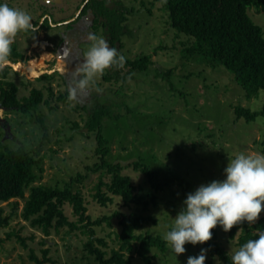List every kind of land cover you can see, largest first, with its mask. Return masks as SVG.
I'll return each mask as SVG.
<instances>
[{
    "label": "rangeland",
    "instance_id": "374dc122",
    "mask_svg": "<svg viewBox=\"0 0 264 264\" xmlns=\"http://www.w3.org/2000/svg\"><path fill=\"white\" fill-rule=\"evenodd\" d=\"M5 1L15 8L26 10L32 21L48 12L59 23L46 31L19 33L12 47L23 54V62L12 64L14 58L10 57L11 63L3 68L9 71L7 78L0 79L16 84L20 100L29 97L33 89L44 94L37 109L28 114L7 112L0 107V150L5 147L41 148L44 172L35 185L64 188L81 174L87 176L85 181L74 182L73 187L83 191L89 204L88 213L93 219L125 211L120 200L102 207L93 199L101 174L88 171L98 162L99 155L96 153V134L86 136L89 134L86 121L88 108L98 102L108 105L112 112L103 132L110 141V161L129 165L141 160L151 172L158 174V181L172 182L171 186L155 191L147 176L134 167L123 171L134 179L141 193H154L158 198L156 205L152 203L149 210L143 212L153 219L139 233L150 230L154 235L164 236L184 207L187 194L193 193L202 184L225 179L227 161L235 154H263L264 118L259 117L254 122L237 120L234 107L241 105L253 111L262 110L264 93L248 99L233 75L223 67L212 69L194 58L184 59L182 42H186L187 38H177L163 0H109L110 7L130 10L126 14V24L131 34L117 43L118 53L126 60L151 55L154 64L146 72L134 73V77L127 82L107 83L103 78L99 79L96 87L103 91H93L88 100L81 103L59 100L67 91L68 73L73 71L63 59L56 57L55 52L65 45L66 40L68 44L70 42L72 35L67 38L63 37V33L72 32L74 37L77 36L79 41L75 48L79 50L80 46L83 53L89 45L85 39L87 32L107 40L108 36L101 34V27L88 26L87 22L91 23L89 20L84 19L74 27L67 22L84 0ZM249 13L264 32V13L257 16L254 8L249 9ZM82 22H86L84 26ZM74 30L75 33L78 30L83 32L75 34ZM170 70L173 74L164 78L163 74ZM44 75L52 77L41 80ZM104 181L109 182L110 177L105 176ZM16 202L19 203L18 216L8 227H0V264H36L31 255L42 260L43 251L47 249L50 251L48 257L54 264H98L95 256L85 248L88 236L81 234L80 230L70 232V228L65 227L59 232L51 230L50 235L45 236L40 229L24 221L20 217L24 200L0 203L5 216L13 212ZM66 209L73 219L72 208ZM263 216L264 212L260 217ZM215 229L218 232L216 242L231 257L232 252L238 249L239 235L231 241L221 227ZM95 231L96 237L107 240L108 248L104 250L109 258L112 249H119L116 241V233L120 232L118 220H113L112 226L105 223L95 227ZM21 239L25 240V244ZM44 241L46 243L43 244ZM185 248L186 252L178 257L169 247L165 252L155 251V263L187 264L188 257L198 256L205 246L186 244ZM206 257V261L213 264H225L208 251ZM130 264H142V260L134 254Z\"/></svg>",
    "mask_w": 264,
    "mask_h": 264
},
{
    "label": "trees",
    "instance_id": "16d2710c",
    "mask_svg": "<svg viewBox=\"0 0 264 264\" xmlns=\"http://www.w3.org/2000/svg\"><path fill=\"white\" fill-rule=\"evenodd\" d=\"M163 1L169 15L170 26L176 31L177 38H187L186 42H182L181 54L184 59L194 58L212 69L218 70L223 67L233 75L234 81L244 90L248 99L257 98L264 93V32L249 13L251 8H254L257 16L264 13V0ZM2 2L3 0H0V4ZM109 2V0H89L87 7L93 10L97 19L103 18L100 25L108 36L110 47L116 48L117 43H121L124 36L131 34L126 24V14L130 10L126 7H110ZM44 26L50 27L49 22L46 21ZM10 57L14 58L13 62L23 59L14 47ZM153 64L151 55H143L134 60L127 59L123 68H112L102 78L107 83L127 82L134 77V73L146 72ZM8 72V69H1L0 78L2 80L7 78ZM171 74L173 72L170 70L163 75L164 78H169ZM51 77L52 75H44L41 80ZM0 82V107L7 112L28 114L36 110L43 100V92L37 89H33L29 97L20 100L15 83ZM67 96L66 91L59 100L68 102ZM46 103L49 104L48 101ZM88 111L86 128L89 129V134L86 136L96 134L95 138L98 142L96 153L99 155L98 162L89 167L88 171L101 174L93 199L102 207L120 200L125 211H116L111 216L93 219L88 213L89 204L83 191L73 187L74 182L85 181L87 176L81 174L64 188L35 185L44 172V157L41 155L40 147L32 150L25 147L17 149L5 147L0 150V203H10L13 199L24 200L20 217L29 222L33 228L40 229L45 236H49L51 230L59 232L65 227H69L70 232L80 230L81 234L88 236L85 248L95 256L98 264H130L134 254L140 257L142 264H156L155 251L165 252L168 248L163 236L154 235L150 230L140 233L139 231L153 219L145 216L143 212L148 211L152 203L156 205L158 198L154 193H141V188L134 179L125 175L123 171L134 167L143 176H147L149 184L155 191L171 186L172 182L158 181V174L151 172L148 165L141 160L129 165L111 162L110 141L103 133L106 120L112 116L111 108L98 102L92 108H88ZM234 113L237 120L254 122L259 117L264 118V106L262 110L253 111L238 105L234 107ZM75 128H78L76 123ZM261 145L264 154V141ZM105 176L110 177L109 182L104 181ZM18 206L19 203L16 202L13 212L6 216L4 209L0 208L1 228L8 227L18 216ZM67 207L72 208L73 219L66 212ZM115 219L120 226V232L116 233L119 249H112L110 257L107 258L108 253L104 250L108 248L107 240L104 237H96L95 227L105 223L112 226ZM241 228L243 231H240ZM260 231H264V216L254 225L244 223L226 234L231 241L236 240L239 235L237 239L239 248L249 239L258 238ZM217 238L218 232L214 229L212 240L203 246L211 255L218 256L225 264H231L229 254L216 242ZM21 241L25 244V240L21 239ZM49 253V249L44 250L42 260L34 254L31 258L36 264H54L48 257ZM205 264L213 263L206 261Z\"/></svg>",
    "mask_w": 264,
    "mask_h": 264
},
{
    "label": "clouds",
    "instance_id": "9594fccd",
    "mask_svg": "<svg viewBox=\"0 0 264 264\" xmlns=\"http://www.w3.org/2000/svg\"><path fill=\"white\" fill-rule=\"evenodd\" d=\"M31 21L26 10L7 2L0 4V69L11 63L12 45L19 33L33 28ZM85 39L88 48L82 57L70 61H75V69L67 76V99L73 103L86 102L93 91L102 92L96 82L108 70L123 68L126 60L103 36L87 32ZM224 176L223 180L202 184L187 194L184 207L163 236L176 257L186 252V244L196 246L211 241L217 226L227 233L244 223L254 225L264 212V154H235L227 161ZM206 258V250L202 249L198 256H189L187 264H205ZM230 258L231 264H264V231L232 252Z\"/></svg>",
    "mask_w": 264,
    "mask_h": 264
},
{
    "label": "flooded vegetation",
    "instance_id": "af4514ba",
    "mask_svg": "<svg viewBox=\"0 0 264 264\" xmlns=\"http://www.w3.org/2000/svg\"><path fill=\"white\" fill-rule=\"evenodd\" d=\"M5 2L6 1L3 0L2 3H5ZM88 2H89V0H84L83 3L76 9V11L73 14V16L70 17L69 20H67V22H70L69 25L74 27L80 21L84 22V19L89 20V22H91V23L87 22L88 26H91V27L99 26V27H101V34H104V36L107 37L106 34H105V31H104V28H102V26L100 25L102 23L103 18L97 19L94 16L93 10L87 7ZM9 6H11V5H9ZM11 7H13V6H11ZM46 21L49 22L50 27L49 26H44ZM31 22L33 24V28L30 31L23 32V33H26V34H29L31 32L33 33L34 30L46 31V30L52 29V27H54L55 23H57V21H55V19H54V16H51L50 13L48 14V12H44V13L40 14L36 21H31ZM85 23H83L82 26H84ZM57 24H59V23H57ZM82 30H78L77 33L81 35L82 32H83ZM73 32L75 33V30ZM77 33H75V34H77ZM70 34L72 36L70 38L69 44H68V40H66L65 41L66 42L65 45L62 46L60 49H57L56 52H55V55H56L57 58L63 59V61L68 65V67H70L72 69V71H74V69H75V61H72V62H70V61L73 58H75V57H82L81 54H83V51H82L80 46L78 47L79 50L77 48H75V44L79 40H78L77 36H75V37L73 36L72 32H68L67 34L63 33L62 35H63V37L67 36V38H69ZM14 48H16V47H14ZM81 51H82V53H81ZM16 52L23 56V54L20 53L17 50V48H16ZM30 60H32V59H30ZM18 62L22 63L23 60H20V61H17V62H13L12 64H15V63H18Z\"/></svg>",
    "mask_w": 264,
    "mask_h": 264
}]
</instances>
